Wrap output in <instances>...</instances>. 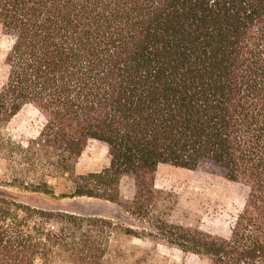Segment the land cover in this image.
Wrapping results in <instances>:
<instances>
[{"label": "trees", "instance_id": "obj_1", "mask_svg": "<svg viewBox=\"0 0 264 264\" xmlns=\"http://www.w3.org/2000/svg\"><path fill=\"white\" fill-rule=\"evenodd\" d=\"M0 25L12 38L0 124L26 105L45 119L9 150L19 167L3 185L116 204L208 264H264V0H0ZM89 140L109 165L78 174ZM160 164L245 185L228 236L155 214ZM118 231L142 234L0 195V264H104Z\"/></svg>", "mask_w": 264, "mask_h": 264}, {"label": "rangeland", "instance_id": "obj_2", "mask_svg": "<svg viewBox=\"0 0 264 264\" xmlns=\"http://www.w3.org/2000/svg\"><path fill=\"white\" fill-rule=\"evenodd\" d=\"M12 38L0 25V87L7 75L5 57ZM45 119L33 105H26L8 122L0 124V195L48 210L73 212L83 216H102L116 223L135 229L141 237L116 232L111 240L104 264H208L203 257L184 253L157 237L145 236L155 231L147 221H141L120 206L107 201L79 197L61 199L32 193L3 185L11 180L18 169L17 156H10L13 144L26 145L35 138ZM109 165L107 146L97 140H89L76 165V172L83 174L99 171ZM55 183V181H53ZM155 187L160 195L157 214L170 222L191 228H199L213 235L228 236L235 216L242 208L247 188L227 180L219 171L208 165L190 170L170 164H160L155 174ZM134 179L124 175L121 179V199L129 201L134 196ZM57 193H60L58 188ZM163 212L165 215H163ZM145 232H144V231ZM145 234H144V233ZM52 264H65L54 262Z\"/></svg>", "mask_w": 264, "mask_h": 264}, {"label": "crops", "instance_id": "obj_3", "mask_svg": "<svg viewBox=\"0 0 264 264\" xmlns=\"http://www.w3.org/2000/svg\"><path fill=\"white\" fill-rule=\"evenodd\" d=\"M110 203V202H109ZM113 204V203H112Z\"/></svg>", "mask_w": 264, "mask_h": 264}]
</instances>
